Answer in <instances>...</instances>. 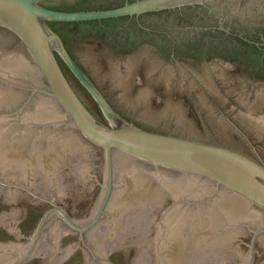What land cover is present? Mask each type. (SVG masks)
Wrapping results in <instances>:
<instances>
[{
    "label": "water",
    "instance_id": "95a60500",
    "mask_svg": "<svg viewBox=\"0 0 264 264\" xmlns=\"http://www.w3.org/2000/svg\"><path fill=\"white\" fill-rule=\"evenodd\" d=\"M50 1L0 0V34L17 39L32 64L7 55L0 75L36 87L17 110L0 113V264H25L40 239L27 264H241L248 250L233 241L249 232L232 227L239 215L264 213V165L136 127L78 68L50 24L198 6L217 22L264 28V0H138L89 12L49 9ZM60 61L104 121L78 96ZM36 94L44 97L25 111ZM0 95L12 93L0 86ZM9 96L0 108L27 94ZM191 197L187 203L196 207L186 205ZM263 233L254 231L245 264L253 263Z\"/></svg>",
    "mask_w": 264,
    "mask_h": 264
},
{
    "label": "flooded vegetation",
    "instance_id": "af4514ba",
    "mask_svg": "<svg viewBox=\"0 0 264 264\" xmlns=\"http://www.w3.org/2000/svg\"><path fill=\"white\" fill-rule=\"evenodd\" d=\"M134 1L138 0H55L47 7L89 12ZM50 26L112 108L136 127L224 147L264 165V28L242 29L217 22L207 9L198 6ZM14 53L32 66L17 39L0 34V70L7 71L4 63L10 59L5 57ZM60 63L78 96L104 121L90 94ZM0 86L3 92L12 93L10 100L18 92L27 94L19 105L0 108V113L17 110L36 88L2 75ZM38 88H45L44 81ZM39 95H34L25 111ZM2 97L0 103L7 98ZM13 118L16 116L7 120ZM189 200L193 197L185 200L186 205H198L187 203ZM255 212L250 218L239 215L242 219L235 220L238 225L232 227L249 232L233 241L238 249L248 250L241 264L248 260L254 231L264 228V224L251 226L264 221V213ZM254 251L252 264L264 257V233L256 239Z\"/></svg>",
    "mask_w": 264,
    "mask_h": 264
}]
</instances>
